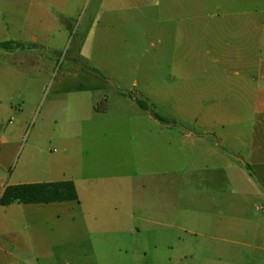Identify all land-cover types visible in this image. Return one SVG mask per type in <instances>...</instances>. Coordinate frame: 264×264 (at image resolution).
I'll return each mask as SVG.
<instances>
[{"label": "rangeland", "instance_id": "374dc122", "mask_svg": "<svg viewBox=\"0 0 264 264\" xmlns=\"http://www.w3.org/2000/svg\"><path fill=\"white\" fill-rule=\"evenodd\" d=\"M6 42L0 197L72 180L79 202L0 204V246L31 240L0 264H149L152 231L173 223L137 210L133 176L201 182L216 156L194 140L224 132L204 122L249 130L236 74L264 69V0H0Z\"/></svg>", "mask_w": 264, "mask_h": 264}, {"label": "crops", "instance_id": "0c3cea01", "mask_svg": "<svg viewBox=\"0 0 264 264\" xmlns=\"http://www.w3.org/2000/svg\"><path fill=\"white\" fill-rule=\"evenodd\" d=\"M236 75L241 80L235 107L254 109L255 121L248 131L242 128V117L204 122L224 131H206L194 140L216 156L213 164H205L211 173L208 179L185 183L181 189L176 179L145 182L144 175L133 176L137 210L148 213L151 208L154 217L173 223L168 229L152 231L151 249L143 248L145 256L152 252L149 264H264V69ZM226 124L234 126L233 132H225ZM256 210L261 217L254 214ZM5 222L0 220V230L7 229ZM30 241L16 238L11 250L0 246V254L17 261L15 251H30Z\"/></svg>", "mask_w": 264, "mask_h": 264}, {"label": "trees", "instance_id": "16d2710c", "mask_svg": "<svg viewBox=\"0 0 264 264\" xmlns=\"http://www.w3.org/2000/svg\"><path fill=\"white\" fill-rule=\"evenodd\" d=\"M13 42L0 43V48L11 50ZM79 202V195L73 181L44 182L10 185L5 188L0 198V204H52Z\"/></svg>", "mask_w": 264, "mask_h": 264}]
</instances>
